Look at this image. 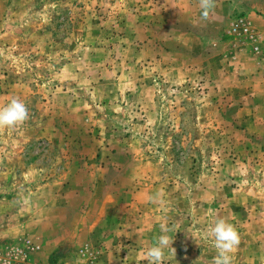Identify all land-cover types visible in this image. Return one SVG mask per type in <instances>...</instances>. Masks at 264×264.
Returning a JSON list of instances; mask_svg holds the SVG:
<instances>
[{"label": "rangeland", "instance_id": "rangeland-1", "mask_svg": "<svg viewBox=\"0 0 264 264\" xmlns=\"http://www.w3.org/2000/svg\"><path fill=\"white\" fill-rule=\"evenodd\" d=\"M0 0V264H264V0ZM247 33H245V29ZM208 236V239H204Z\"/></svg>", "mask_w": 264, "mask_h": 264}, {"label": "clouds", "instance_id": "clouds-1", "mask_svg": "<svg viewBox=\"0 0 264 264\" xmlns=\"http://www.w3.org/2000/svg\"><path fill=\"white\" fill-rule=\"evenodd\" d=\"M216 0H199L201 9L200 19L207 21L210 13L215 9ZM29 119L27 106L19 99L13 98L4 107H0V130L11 129L23 125ZM167 229L161 226V235L155 238V243L149 247L145 253L148 264H164L165 249L176 254V249L172 247L173 240L166 234ZM213 247L216 250L214 264H231V253L240 244V235L235 226L223 218L215 221L214 226L209 230ZM204 239H208L205 236Z\"/></svg>", "mask_w": 264, "mask_h": 264}, {"label": "built area", "instance_id": "built-area-1", "mask_svg": "<svg viewBox=\"0 0 264 264\" xmlns=\"http://www.w3.org/2000/svg\"><path fill=\"white\" fill-rule=\"evenodd\" d=\"M244 29H245V28H244ZM245 31H246L245 33H247V31H248V30H247V29H245Z\"/></svg>", "mask_w": 264, "mask_h": 264}]
</instances>
